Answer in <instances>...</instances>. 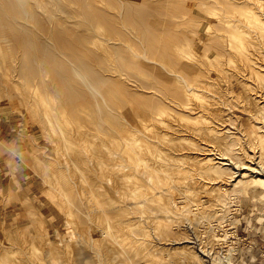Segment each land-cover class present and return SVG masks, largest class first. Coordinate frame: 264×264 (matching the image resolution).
Masks as SVG:
<instances>
[{
  "label": "rangeland",
  "instance_id": "374dc122",
  "mask_svg": "<svg viewBox=\"0 0 264 264\" xmlns=\"http://www.w3.org/2000/svg\"><path fill=\"white\" fill-rule=\"evenodd\" d=\"M12 1L13 3L11 0H0V170L2 171L0 172V245H8L17 250L9 254L8 258L11 259V262L15 264H131L133 259H129L126 254L128 246L131 245V243L129 245L128 239L131 237V241L134 242L143 235L135 233L132 229L143 230L145 241L147 240L148 246L150 245V252L155 250L156 255L160 258V264L173 262V257H166L165 250L159 247L167 246L165 243L169 241V238L185 239L188 237L189 241L192 240L190 243L194 250H202L203 244L211 242L212 236L209 235L211 230L206 231L208 222H206L205 217L201 216V212L189 203L187 207H184V212L177 210V213L173 214L175 215L173 218H175L172 220V217L166 218L167 216L162 210L164 204L162 205V200H160L162 193L180 197L179 190L172 186L176 184L175 187L183 188L189 185L188 182L191 180L195 183L204 182L205 178L202 179L201 177L195 179L187 177L185 183V178H180L181 181L176 179L171 182L165 181L159 176H154L148 180L144 177L146 180L141 181H136L137 176L128 178L125 183L126 185L129 183V187L135 186L138 182L142 183V186H144V182L146 183L144 186V188L146 187L145 196L146 198L149 197L148 200L143 199L138 202L139 206H136L134 201L141 198L124 196L123 191L115 188L111 180L104 182L105 185L99 187L101 201L106 202L108 200L109 204L111 201L110 209L123 211L125 213L124 219L131 222L130 228L127 230L128 233H126L128 236L126 239L118 236L119 241L109 240L102 228L95 225L92 214L90 215L91 222L89 221V214L85 211L90 208L88 199L91 190L88 186L89 183L84 182L85 191L81 194L77 193V199L73 200L71 206L74 215L70 218H77V222L70 223L69 216L61 209L56 194L45 181L42 170L36 163L38 159H35L46 156L48 140L44 122H42L41 106L37 102L28 101L23 97V86L6 78V76L11 75L4 71H7L6 68L9 67V63H12L15 69L9 70L14 72L13 79L15 81L38 82L40 91L46 93L44 96L46 98L51 95L56 96L61 105L65 106L69 103L91 104L88 117L91 128H94L96 124L93 120L106 124L107 114L112 112L113 115H117V120L119 115V121L123 119L119 110L116 111V107L122 98H125V102L126 98L129 101L125 105V109H127L130 103H135L131 98V100L128 98L130 95L136 102L155 104L162 102L161 98L166 96L169 88L184 89L182 78H175L174 73L170 75L161 65V62L169 60V42L171 40L169 37L172 36L173 38V34L179 33V44H184L182 45L184 52L193 49L197 58H200L199 63H205L203 65L207 63L206 66L209 68L208 70H211V78L216 82L218 90L223 92L224 86L225 88L228 86V93H223L222 97H220L221 95L218 96L220 102L218 100L215 102L213 98L212 100L215 108L223 109V116L225 111L227 112V116L232 121L230 122L231 125H234L230 130L236 134L243 132L244 135L238 134L240 136L239 142L249 150L247 139L250 141L255 136H264V130L256 128L253 111L250 108L252 104L250 102L249 104L244 98L243 90L245 85L249 88L247 92L253 90L248 94L252 93L253 95L258 89L257 86L255 87L257 81L253 78V74L256 76L259 71L258 75L260 76L263 71L252 67H260L259 64H261V67L263 65L264 68V61H262V59L264 60V44L260 46L257 43L254 30L251 31L252 34H247L241 30L221 27L222 30L219 33L212 32L211 35H207L203 29L206 25L210 27L217 25L216 21L205 17L206 12L212 11V8V15H220L221 12L224 13L225 11L227 14L232 13L233 16L243 17L247 7L262 8L264 11V0H173L175 4L170 0H24V5L31 6L29 11L31 15L20 13V8L16 6L15 0ZM189 3H192V6ZM217 11L219 14L214 13ZM13 14L16 15V19ZM10 16L12 19H9ZM209 23L210 25H208ZM97 24L103 28V33L99 36L96 33ZM175 24L178 25V28ZM220 25L218 24V26ZM199 34L202 39L196 41ZM117 37L126 40L125 44L128 47L124 48V45L119 43L116 44L117 47L115 44L112 45L111 42L113 41L110 39ZM97 38L99 40H96ZM251 39H254L255 44L251 43ZM100 41L110 43L108 44L111 46V53H105L99 48ZM151 43L156 48L152 47L153 49H151L150 46H153ZM228 43L230 44L228 45ZM188 44H190V48ZM162 45H166V47ZM233 45L234 48H232ZM244 51L246 52L244 53ZM217 53L218 55H216ZM234 53L236 54L234 55ZM243 53L247 56L248 62H246V56ZM235 56H237V63ZM258 56L259 58H257ZM222 57L223 59H221ZM187 61L182 60L180 63H189ZM243 65L247 70L243 68ZM228 70H233L242 78L240 82L237 80L242 89L233 82V77L228 74ZM203 71L202 78L204 75L206 78L207 72L201 70V72ZM163 74L166 76L163 77ZM167 75L174 79L168 78ZM184 76L188 79L190 74L189 76L184 74ZM192 76H195V73H192ZM223 77L225 78L223 79ZM226 79L227 82L230 81L228 85L225 82ZM197 80L192 81L198 86ZM253 80L255 81L253 82ZM41 81H43L45 88L42 87ZM3 82L14 84L6 85ZM198 94L202 95V98L194 96V101L197 102L198 107L202 102L208 103L207 98L212 97L208 93L204 94V92H198ZM190 106L193 107L194 104L191 105L190 103ZM246 106L248 111L245 110ZM198 107L195 111L172 109L163 114V117L166 118L171 115L170 112L176 114L177 116H172L170 120L182 130L181 133L179 131V134L189 137V141L191 140L189 144L188 141L180 144L178 150L169 149V146L165 147L161 144L157 145L156 148L168 156L167 160L165 159L168 161L166 166L173 165L175 159L172 155L176 151L180 150V153L186 151L187 155L193 156L196 155L197 149L200 152L201 148L205 146L204 143L207 141L205 128L195 131L189 128L190 125H201L208 121L204 119V116H201L205 111ZM176 117H181V119ZM185 120L189 125L187 127L184 124ZM164 127L167 128V126ZM166 130L170 129L167 128ZM204 135L205 138L203 139ZM41 139L42 141H40ZM233 147L238 148L239 144L236 143ZM191 161H193L192 158L189 160L185 157L180 158L179 167L185 171L188 168L194 171L192 167L194 164ZM231 173L232 170H227L223 176H218L214 180L217 181V184L231 187L233 184V180L230 179ZM240 188L241 185L236 187L234 197L231 198L232 201L229 199L225 209L216 210V217H212L211 221L216 222L215 225H217V229L219 228V236L223 237L221 231L226 229H229V233L227 232L225 239L223 237L218 241L216 240L218 243L213 241V244L216 243L218 253H204L209 264H264V188L257 184L248 185V187L243 186L242 190ZM204 195L201 196V199L203 197L207 204L211 201H207L211 197L205 193ZM128 201L129 204L125 206ZM120 204L121 206H119ZM178 204H182V202ZM114 211H110V214L114 215ZM158 216V219L153 218ZM141 220L142 223H139ZM145 222H150L152 226L150 224L146 226ZM158 224L165 226L167 232H161ZM81 232L85 234L81 235ZM121 232L124 233L125 231ZM88 235H90L89 241L88 237L86 238ZM80 237L85 238L83 242L78 243L79 239L77 240V238ZM29 240L31 242L26 246V242ZM72 241L74 244H70ZM120 242L123 243V246L120 245ZM150 242L155 243L152 245ZM81 243L87 247H83L82 254L78 252L82 247ZM54 245L63 248V251L59 255L57 254V259L52 258L53 254L51 256L49 251ZM67 245L73 246L72 249L68 250ZM107 245L111 249L109 256H105L103 251L98 250L100 247H107ZM223 248L226 250L224 251ZM221 251L222 254H220ZM134 262L135 264H150L140 253L134 257Z\"/></svg>",
  "mask_w": 264,
  "mask_h": 264
},
{
  "label": "bare ground",
  "instance_id": "6f19581e",
  "mask_svg": "<svg viewBox=\"0 0 264 264\" xmlns=\"http://www.w3.org/2000/svg\"><path fill=\"white\" fill-rule=\"evenodd\" d=\"M170 1H173V0H170ZM11 2L13 3L12 0ZM15 2H16V6L20 8L19 10L20 13L27 14V15L29 14L31 6L29 7L27 5H24L25 4L24 0H15ZM192 3H189V4L192 6ZM189 8L190 7L188 6V9ZM212 11H213V8H212ZM212 11L208 10V12H206L205 17L216 21L217 25H213L211 27L206 25L205 28L203 29V32L206 33L207 35H211L212 32L219 33L222 30L221 27H223L224 29L229 28L230 30H236V29L241 30L242 32L247 33V34H252L251 31L254 30L253 33L256 36L257 43L260 46L264 44V11L262 10V8L256 9L253 7H247L246 13L243 17H238L237 15L233 16L232 13L227 14L225 13V11L224 13L221 12L220 15H212L211 14ZM214 13L219 14L218 11ZM16 15L14 16L13 14L15 19H16ZM9 19H12L11 16ZM218 24H221V25L218 26ZM208 25H210V23ZM175 26L176 28H178V25L175 24ZM96 29H98L96 30V33L98 36L103 33V30H102L103 28L100 24H97ZM154 34L157 35V33H154ZM173 35H174L173 38L172 36L169 37V39H171L169 42V47H170L169 60L161 62V65L165 69V71L169 73L170 75L174 73L176 76L175 78L177 77L182 78V80L184 81V89L182 90V88H177V87L169 88L167 90L166 96L161 98L162 102H157L155 104H148L146 102H136V100L130 95V97L128 98L129 99L131 98L135 103L134 104L130 103L129 108L127 109H125V105L127 104L128 100L126 98V102H125V98H122V101L116 107V111L119 110V113L122 114L121 118L123 119L119 121L120 119V115H119L118 116L119 119L117 120L116 118L117 115L116 116L113 115L112 114L113 112H112L110 114H107L106 124H101L100 121L93 120V122H95L96 124V127L93 126L94 128H91V124H90L89 117H88V115H90L91 104L84 105L83 103H79V104L69 103L65 106L61 105L59 104L57 97L54 95L48 96V98H46L44 96L46 93L44 94V92L40 91V87H39L40 84L38 82L26 81L24 83V81H20V80L15 81L13 79L14 72L9 70V69L11 70L15 69L12 63H9L10 64L9 67L7 68L5 67L7 71H4V72H6L8 75H11V76H6V78H8L9 80H12L13 82H15V84H19L20 86H23L22 87L23 97H25L28 101L37 102L41 106L40 111L42 113V120H43L42 122H44L43 124H44L45 130L48 135V140H47V143L45 142L46 143V156H44V158L39 156L41 158H35V159H38L36 163L41 168L42 175L45 181L48 183L49 188L52 191H54V193L56 194V197L59 201L61 209L69 216L70 223L77 222V218H74V219L70 218L74 215V210L72 209L71 206H72L73 200L77 199V193L81 194L83 193V191H85L84 182L89 183L88 186L91 190L89 194L91 198L89 197L88 199L90 208L87 211H85V213L87 212L89 214V217H88L89 221L91 222L90 215L92 214L95 225H98V227L102 228V230L104 231V234H106L109 240L119 241V239L117 238L118 236H122L124 239H126V237L128 236L126 235V233H128L127 230L130 228L131 222H127L126 219H124L125 213L123 211H120V210L114 211L110 209L111 201H110V204L108 200L106 202L101 201L100 196H99L100 195L99 187L104 186L105 185L104 182L111 180L115 188H119L123 191L124 196H127V197L130 196L133 198H141L138 201H134V204L136 206H139L137 204L138 202H141L143 199L148 200V197H149L148 196L146 198L145 196L146 187L144 188V186L146 183L144 182L143 183L144 186H142V183L138 182L135 186L129 187V183L128 185H126L125 183V181L128 178L137 176L136 181H141V180H146V179L147 180L152 179L154 176L156 177L159 176L168 182L175 181L176 179L180 180V178H185L184 183L187 182L186 181L187 177H190V178L193 177L194 179L200 178V177L202 179L205 178L204 182L199 181L197 183H195V181H192L191 180L192 178L191 179L188 178L191 181L188 182L189 185L183 188L179 186L175 187L176 184L175 186H172L174 188H177V190H179L181 194L180 197H175V196L173 197V195L170 196L169 194L162 193L161 198L160 197L159 198L160 200H162L161 201L162 205L164 204V206H162V210L165 212V215L167 216L166 218L170 219V217H172L171 218L172 220L175 218V217L173 218V216H175L173 214L177 213V210L183 211L184 207H187L189 203L193 204L195 206V209L201 212V216L203 218L205 217V219L207 220L206 222H208V226H207L208 229L206 228V231L211 230L209 233V235L212 236L211 242L204 243L202 250H194L192 244L190 243L192 242V240L189 241V239H187L188 237L185 239L172 237V238H169V241L165 243L167 244V246L165 247L159 246V247H162L161 249L165 250V255H167L166 257L168 258L169 256L173 257V262L171 261V264H209L207 259L204 257V253L213 254L217 252L218 250L216 249V246H215L216 243L213 244V241L214 242L216 240L218 241V239H221L223 237L225 239V237H227V234L229 233L228 232L229 229L228 230L226 229V230L221 231L223 233V237L219 236L220 235L219 234L220 231L218 232L219 228L217 229V225H215L216 223L215 220H214L215 223L211 221L212 217H216L217 215L216 212L218 210L223 209L225 205L229 202V199L231 200V198L234 197V193L236 192L237 190L236 187H238V185H241V188H240L241 190L243 189V186L248 187V185H254V184H257L264 188V136L262 137L255 136L250 141L247 139L249 150H247L239 142L240 136L238 134L239 133L243 134V132L241 131L238 134H236L230 130V128H232L234 125H231L230 123L232 121L230 120L229 116H227L228 114H226L227 113L225 111L226 107L224 108V111H225L224 116L225 117L227 116L225 118L222 114L223 109L221 110L219 108H215L214 101L212 100L213 98L216 102V100H218L219 98L218 96L221 95L220 97H222V95H224L225 93H228V86H226V88L224 86L223 92H220V90H218L219 88L216 87V82H214V80H212L211 78V75H210L211 70H208L209 68L206 66L207 63L206 65H203L205 63H199L200 58H197L196 52L193 49L192 51L190 50V51L184 52L183 47H182V45L184 44H179L180 34L176 33ZM196 39H197L196 41H201L202 39L201 35L199 34ZM96 40H99V39L97 38ZM110 40L113 41L111 42L112 45L113 44L116 45L119 43V44L124 45V48L128 47L125 44L126 40H122L119 37L115 39H110ZM253 41L254 39H251V43L255 44ZM108 43H103L100 41L98 46L103 52L111 53V46L109 45L110 43L109 44ZM229 44L230 43H228V45ZM152 45L153 46H150L151 49H153L152 47L156 48L154 44ZM188 45L190 48V44ZM162 46L166 47V45H162ZM232 48H234V45ZM162 52H163V49H162ZM245 52L246 51H244V53ZM235 54L236 53H234V55ZM216 55H218V53ZM236 58L237 56H235V60L237 63L238 60ZM257 58H259V56ZM221 59H223V57ZM245 59H246V62L249 61L247 59V56ZM254 59L256 58L254 57ZM182 60H188L187 62L189 63H180L182 62ZM262 61L264 60L262 59ZM201 62L203 61L201 60ZM259 65L260 67H254L252 65L253 69H259L263 71L260 73V76L258 75L259 71L257 72L256 76H254L253 74V78L257 81L255 87L256 86L258 87V89L256 90V93H253V95L252 93H250L249 95L248 93L253 92V90H250L249 92H247L249 88L244 85L243 95H244V98H246V100L248 101V103L250 102L252 104V107L250 108L253 111L252 112L254 115L253 120L255 122L254 124H256V128L259 130H264V68H263V65L262 67H261V64ZM243 68H244V65H243ZM201 70H205L207 72L206 78H205V75H204V78H202L204 71L201 72ZM192 73H195V76H192ZM184 74L188 76L190 74L189 78L187 79L186 76H184ZM228 74L231 77H233V82L237 83V85H238L237 80L239 82L242 80V78L239 77L238 74L234 72L233 70L231 71L228 70ZM239 74H240V71H239ZM243 74L245 75V73ZM162 76L165 77L166 74H163ZM167 77L170 79L172 78L169 75H167ZM224 78L225 77H223V79ZM191 79L192 80L198 79L197 81L199 82V85H198L199 87L195 85L194 81H192ZM255 80H253V82ZM225 82H227V79ZM228 82L226 83L227 85H228ZM40 83L41 85H43L42 87L45 88L43 81H41ZM3 84L10 85L14 83L3 82ZM238 86L241 87V84H239ZM251 89H253V87ZM4 92H7V91H4ZM198 92L200 93L204 92V94L208 93L210 94V96H212V97L207 98V100H209L208 103L202 102L201 104H199L198 102L199 107L202 108V111L203 110L205 111L203 115L201 113L199 114H201V116H204V119H207L208 121H206L205 124L202 123L201 124L202 126L201 125H190L189 128H192L194 131L199 130V129L201 130V128H205L204 132H206L208 143H206L207 141L205 140L206 141L204 143L205 146L203 145L204 147L201 148L200 152L198 151L197 148H195L197 149V152H195L196 155L194 154L195 156L194 155L190 156L191 154L187 155L186 151L184 153H180V150L176 151V153L172 155L173 159H175L174 163L173 165L169 164V167H168L166 166L168 161H165V159L168 158V156L164 154L161 150H159V148H156L157 145L161 144L162 146H165V147L169 146V149L178 150V148L180 147V144L187 142V141L189 144L191 140L189 141V137H185L179 134V131L181 133L182 130H180L179 126H176V123L170 120L172 116L173 117L177 116L176 114H174L173 112H170L171 115L168 118H166L165 116L163 117V114L166 111H169L172 109H179V110L184 109L185 111H189V110L195 111V109L198 106H197V102L194 101L195 99L194 96H197L198 98H202V95L200 96ZM125 94L128 95V93H125ZM239 97H236V98H239ZM218 102H220V100H218ZM190 103L191 105L194 104V106L193 107L190 106ZM32 106L33 105H31V107ZM37 107L39 109L38 105ZM245 110H247V106ZM176 118L181 119V117H176ZM184 124L186 125V127L189 126L187 120H185ZM164 126H167V128H169L170 130H166L167 128H165ZM172 128L174 130H171ZM192 129L190 130L192 131ZM204 138H205V135L203 139ZM40 141H42V139ZM236 143L239 144L238 148L233 147V145ZM37 144L35 145L37 146ZM36 150H37V147H36ZM184 157L188 158V160L192 158L193 161L191 162L192 164H194L192 166L194 168V171L191 170L190 168L186 169L185 171L181 167H179L180 165L178 163L179 159L180 158L183 159ZM227 170H232L230 179L233 180V184L231 185V187L229 186L225 187V185L223 186L222 184H217L216 183L217 181L214 180L218 176H223L224 173L227 172ZM144 177L146 179H144ZM107 192L109 191L107 190ZM160 192L161 191H159V193ZM204 193L211 197L210 199L207 200V201L211 200L207 204H206V201L203 200V197L201 199V196H205ZM117 200L119 201V199ZM147 200H146V203H148ZM76 202L78 205L79 203L78 200ZM179 202H182V204H178ZM127 204H129V201L128 203L125 204V206ZM113 205L115 204L113 203ZM119 206H121V204ZM110 211H114V215H111ZM194 212L196 211L194 210ZM220 213L223 214V212L221 211ZM146 217L148 218V216ZM153 218L158 219L159 216L157 218L156 217H153ZM177 220L179 221V219ZM140 222L142 223V220L139 221V223ZM150 222H147V223L145 222L146 226H148ZM137 223H138V220H137ZM151 223H154V222H151ZM150 225L152 226V224ZM76 226H77V223H76ZM80 226L81 225L79 224V227ZM158 227L159 229L162 230L161 232H165V233L167 232L165 229V226H161L160 224H158ZM89 228L91 230L90 226ZM124 228H127V229H124ZM123 230L125 231L124 233L121 232ZM132 231H135V233L143 234L142 237H140L143 239L139 238L137 239V241L132 242L131 237L129 236L130 237V239H128L129 245L130 243L131 245L128 246L126 254L129 257V259L130 258L131 260L133 259L131 264H135L134 257L138 255L139 253L143 255L144 259L149 261L150 264H160L159 262L160 258L156 255L155 250L154 252L153 251L150 252V247H149L150 245L148 246L149 242L147 243V240L145 241V233L143 232V230L141 229L133 230L132 229ZM80 234L83 235L85 233L81 232ZM88 234H89V231H88ZM89 236L90 235L86 236V238L88 237L87 238L88 241L90 240ZM155 236L157 237V235ZM84 238L85 237L77 238V240L79 239L78 243L83 242ZM103 240H106V239H103ZM30 242H31L30 240L27 241L26 246ZM71 243H73V241L70 242V244ZM153 243L151 244L153 245ZM81 245H82L81 247L82 249L80 248L78 252L82 254L83 253L82 251L84 249L83 247L85 245L82 243ZM120 245L123 246V243L120 242ZM67 246H68L67 247L68 250L70 248L72 249L73 247V246L70 247L69 245ZM159 247H157V249H159ZM98 250L100 252L103 251L105 256H109V252L111 251L108 245L107 247L105 246V248L100 247ZM225 250L226 249H224V251ZM16 251L17 250L14 249V247H9L8 245L1 244L0 245V264H15L11 262V259H9L8 256L9 254L14 253ZM49 251H50L51 256L53 254L52 258H56L57 254L59 255V253L63 251V248L54 245L53 247L50 248ZM222 251L220 254L223 253Z\"/></svg>",
  "mask_w": 264,
  "mask_h": 264
},
{
  "label": "crops",
  "instance_id": "0c3cea01",
  "mask_svg": "<svg viewBox=\"0 0 264 264\" xmlns=\"http://www.w3.org/2000/svg\"><path fill=\"white\" fill-rule=\"evenodd\" d=\"M0 165H1V162H0ZM0 172H2L1 170H0ZM1 175V174H0Z\"/></svg>",
  "mask_w": 264,
  "mask_h": 264
}]
</instances>
